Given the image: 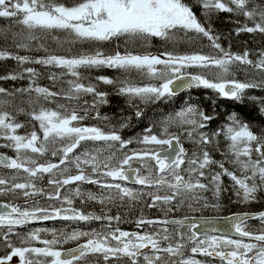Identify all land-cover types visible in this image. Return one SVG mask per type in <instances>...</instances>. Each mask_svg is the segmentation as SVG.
<instances>
[{"label":"trees","instance_id":"trees-1","mask_svg":"<svg viewBox=\"0 0 264 264\" xmlns=\"http://www.w3.org/2000/svg\"><path fill=\"white\" fill-rule=\"evenodd\" d=\"M97 1L0 0V153L11 157L14 162L19 160L27 164V158H22V162L20 155L13 150V137L37 136L40 139L44 129L73 118L75 127L99 131L98 141L88 142L94 145L89 144L86 148L99 150L100 163L104 165L106 160L118 164L124 161L122 153H127L118 148L119 142L139 143L147 135L158 136L161 130L181 127L188 138L184 141L178 138L186 158L194 157L197 161L187 162V165L199 169L204 186L203 201L209 203L213 199L218 210L208 208L203 211L199 207L203 201L193 200L187 204L177 203L179 198L175 201L167 198L165 218L222 215L231 211L263 212L264 178L253 182L255 191L251 197H240L241 191L235 182L240 172L233 164L235 154L230 149L227 128L234 127L250 137L242 138L246 151L250 152L252 159L262 160V164L254 162L264 167V0H240L239 3L238 0H180L188 10V18L195 22L194 29L172 30L174 33L161 39L137 33L106 40L86 38L73 28L53 23L49 17ZM155 54L171 57L196 55L213 64L217 62V69H222L218 80H235L244 86L231 97L220 95L206 86L159 100L141 96L130 98L124 91L140 85L139 77L142 76L137 75L143 73L105 64L117 58ZM94 58L99 61L93 63ZM228 58L240 63H230ZM83 59L91 64L71 73L55 64ZM88 90L90 93L86 96L77 95ZM181 109L187 111L183 119L180 115L178 117ZM41 143L39 140L37 146ZM61 144L53 143L51 156L42 153L39 161L57 159L67 149ZM30 156L28 153L25 157ZM11 171L0 169L1 176L7 180L3 190L8 193L1 201L18 207L24 200L30 201L37 192L45 197L49 195L47 182L35 183L36 189H30L34 194L19 191L17 185L21 175H14L16 177L11 180L8 178ZM20 182H24L23 177ZM217 183L219 193L211 198L210 187ZM83 187L97 193L100 191L95 185L84 184ZM232 191L235 192L233 195ZM104 196L110 198L108 194ZM118 197L120 195L116 194L113 201L104 202L113 208L99 205L94 198L85 199V203L80 204L77 197H71L70 202L63 200L62 203L69 204L75 213L93 216L95 220L91 221L90 227L108 224L97 222L98 216L128 224L137 221L139 215L153 217L155 210H151V206L160 205L145 198L143 202L133 204ZM56 245L65 249L72 243L61 246L57 242Z\"/></svg>","mask_w":264,"mask_h":264},{"label":"rangeland","instance_id":"rangeland-1","mask_svg":"<svg viewBox=\"0 0 264 264\" xmlns=\"http://www.w3.org/2000/svg\"><path fill=\"white\" fill-rule=\"evenodd\" d=\"M239 2L240 0L237 1V3ZM187 13L188 10L182 6L180 0H99L86 7L59 12L57 16L50 15L49 17L53 23L73 28L82 37L106 40L133 32L143 37H155V35L160 37V35H165L168 29L176 31L179 28L192 30L195 22L188 18ZM172 32L174 33V31ZM227 60L230 63H240L237 59L228 58ZM98 61L99 59H92L93 63ZM55 64L62 66L65 71L71 73L83 66L90 65L91 62H86V59H83L71 62H55ZM105 64L110 65V67L136 71L137 74L143 73L137 75L142 76L139 77L142 81L140 85L124 91L130 98H140L141 96L146 99L159 100L170 96L166 90L168 82L182 74L197 73L206 81L209 88L220 95L226 94L222 88L224 84L239 83L244 86L243 83L235 80H218L222 69H217V62L213 64L209 60L196 55L187 57H171L170 55L135 56L117 58ZM207 76L215 83H211ZM81 92H78L77 95L86 96L90 93V90L87 93ZM95 95L100 94L95 93ZM186 112L181 109L178 112V117L180 115L183 119ZM74 121L73 118H70L62 124L44 129L40 139L37 136L26 139L13 137V150L20 155L22 162L24 161L22 158H27V164L21 163L19 160L16 161V166L12 169L8 178L12 180L16 177L14 175L20 174V180L23 177L24 182L18 180V190L27 194H34L30 189H36L35 183L39 185L47 182L50 189L49 196H53L45 197L37 192L30 201L24 200L19 206L20 218L38 219L43 222L30 229L31 233L28 238L30 239L33 235L32 240H24L30 247L34 245L37 250L46 248L45 255L37 258V264H55V254L62 249L56 245L57 242L63 246L65 243L69 245L71 242L74 245L83 240L95 242L94 249H99V252H102L101 254L109 258L102 264H215L202 263L204 258L198 256L197 253L202 255L203 247L201 243L203 241H193L187 229H180V227L161 229V226H158L156 230H164V233L159 234L161 239L157 240L155 236L146 235V232L142 231V225H138L137 221L132 224L129 223L135 228V230L130 231L125 228L121 229L118 226L122 225L128 228L130 225L126 222H116L101 217L96 218V220L101 219V222H107V225L99 223L98 226L90 227L91 221L95 220L93 216L75 213L64 202L60 203L59 199L55 201V197L61 195V193H64L62 194L63 198H61L67 202H70V195L77 197L81 192L89 193L91 188H84L83 185L90 181H92L90 184L100 188L97 203L103 207L106 205L104 202L108 200V197L101 195V191L103 193L118 194L120 195L118 198L125 199L130 203L143 202V198L160 204H167L168 202H165L167 198L170 201L179 198L177 203L187 204L193 200L196 202L205 200L204 195H201L204 192L202 191L204 186H201L202 183L195 178L199 175V169H193L192 165H187V162H197L194 157L186 158L187 156L184 155L177 166L164 175H158L157 168L155 170L151 165L153 152L149 150L158 147L164 148L169 137H180L184 141L185 138H188L184 132L185 129L175 127L172 130L159 131L158 136L151 137L147 135L141 142L144 144L141 149H132L129 141L119 142L118 148L127 151L124 155V161L116 164L104 160L105 164L102 165L100 163L101 159L98 158L99 150L94 149L89 153L81 149L84 144L91 140L99 139V131L89 127L80 133L77 131ZM227 134L231 142L230 149L234 150L235 154L232 153L235 156V162L233 163L236 167L235 170L240 172V177H237L238 181L235 182H237L243 196L251 197L255 191V187L252 185L253 182L264 178V167L257 163L262 164V160L252 159L250 152L246 151L245 142L242 141L244 137L250 138L246 133L240 132L234 127H228ZM44 139L46 141H43ZM39 140L42 142L39 145L42 148L37 146ZM60 142H62L61 145L67 148L65 152L58 155L57 159H42L39 161L42 153L51 156V146L53 143L60 144ZM28 153L31 156L25 157ZM102 167H104L103 170ZM126 168L138 169L137 178L150 186H129L119 176L120 172ZM0 178V199H2L8 195L3 190V185L7 180L5 176H1V173ZM178 178H182L186 182L185 189L167 190L155 186L159 181L175 183ZM6 185L8 186V184ZM210 188L211 198H214L219 193L218 183ZM234 193V191L231 192L232 195ZM214 206L216 204L212 199L208 204L201 205V208L209 207V209L218 210V207ZM51 221H55L54 224ZM262 221L264 223V219ZM45 222L47 225H45ZM25 235L27 233L16 237L22 238ZM230 246L236 248V253L248 255L247 260L254 261V264L258 259H260L258 264L264 263V245H254L251 242L243 243L235 240L234 244ZM23 247L19 248L21 252H23ZM49 251H54L53 258L50 257ZM32 252L34 253V250L31 248L29 253ZM76 264H101V260L96 261V257L90 255L82 263L77 262Z\"/></svg>","mask_w":264,"mask_h":264},{"label":"water","instance_id":"water-1","mask_svg":"<svg viewBox=\"0 0 264 264\" xmlns=\"http://www.w3.org/2000/svg\"><path fill=\"white\" fill-rule=\"evenodd\" d=\"M205 83L196 76H179L172 80L167 85V90L171 95H175L177 93L183 92L185 89L189 87L204 86ZM230 85V84H229ZM226 87V86H225ZM238 90V87L230 85V88H226L227 94L231 92L235 93ZM82 131V129H80ZM168 152V154H165ZM183 151L180 147V144L177 142L175 138H171L167 141V148L164 149L160 153L154 154L155 163L160 165V172H164L173 166L177 162V158L182 155ZM158 156L162 158L161 161H158ZM157 160V162H156ZM14 161L6 156L5 154L0 153V168H13ZM137 171L135 169H126L122 171L120 174L124 177V179L132 185L142 183L135 179ZM158 186L170 188V189H181L186 186L183 179H179L175 184H170L164 181H160L157 183ZM15 210L13 207L7 205L4 202H0V227H14L20 226L23 224H36L37 220H13V219H3V216H11L15 214ZM264 213H235L230 214L223 217H183L176 218L174 220H157L154 223H160L162 225L174 224L177 226H192L191 230L196 236H200L204 233H214L220 235H226L235 238H245L251 239L253 241H258L264 243V235L252 236L245 234L239 230L237 227L248 221L254 220L258 217L263 216ZM92 250V245L89 243H81L73 248L62 250L57 255L58 263L62 264L66 261H72L74 259H78L83 256L85 253L90 252ZM217 258H222L227 260L228 262L238 263L236 257H232L229 255H213Z\"/></svg>","mask_w":264,"mask_h":264},{"label":"flooded vegetation","instance_id":"flooded-vegetation-1","mask_svg":"<svg viewBox=\"0 0 264 264\" xmlns=\"http://www.w3.org/2000/svg\"><path fill=\"white\" fill-rule=\"evenodd\" d=\"M96 150H98V149H96ZM152 166L156 170L155 165H152ZM237 192H238V190H237ZM105 194L110 195V198H108L109 202L113 201L112 199H114V197H116V194H113V193H102L101 195H105ZM239 194H240V196H243L241 192H239ZM77 198L79 199L80 204L85 203V199L91 200V198H94L97 200V202L99 200L98 199V193L94 192V191H89V193L81 192L77 195ZM67 205H68V207L70 206L69 204H67ZM107 208H113V207L111 206V204H109V207H107ZM151 210H155V214L153 217H148L147 215L146 216L145 215H139L138 219H136V220H137L139 225L140 224L142 225L143 230L142 229L141 230L146 232L145 233L146 235L150 234L151 236H155L156 239L159 240V239H161V237H159V234L164 233V230L160 231V230H156V228L158 226H161V229H165V227H168V226H164V225H160L158 223H154V221H157L160 219H166L165 218L166 213H165L164 204H160V205H157L155 207L151 206ZM233 213H262V212H250V211L238 212L237 211V212H233ZM224 215H228V214H224ZM97 218H100V216H98ZM263 219H264V216L259 217L255 220L247 221V222L243 223L242 225H240L237 228V230H239L245 234L252 235V236L264 235V223L262 221ZM97 222H101V219ZM40 224H42V222ZM40 224H38V225H40ZM45 225H46V223H45ZM31 227H32V225H26V227H22L21 229H17V230L0 229V264H37V258L45 255V253H46L45 249L46 248L37 250L34 245L32 247H30L29 244L24 242V240L29 239L28 237H29V234L31 233V231H30ZM168 228L172 229V228H175V226H170ZM180 229H187L188 232L190 233V235L192 236L193 241H197V240L203 241L201 243L202 247H203V253H202V255L197 253L198 256H201L204 258V262H202V263L210 262V263H215V264H231V263H227L225 261H222V260L214 257L213 255L233 254V255L239 256L240 261L242 262L241 264H254V261L247 260L248 255L245 256L241 253H239V254L236 253L235 252L236 248L232 247L230 245H233L235 240L243 242V243L251 242L254 245H256V244L264 245V243L252 241L250 239L225 237V236L215 235V234H210V233H205L199 237H196L191 232L190 227H180ZM148 230H149V232H147ZM178 232L183 233L180 231H178ZM26 233H27V235H25L22 238L16 237L18 235L21 236V235H24ZM32 238H33V235L30 237L29 240H32ZM162 238L164 239L163 236H162ZM51 241L53 242V240H51ZM27 242H30V241H27ZM94 244L96 245V243H94ZM158 244H159V242H158ZM20 247H23V252H21L19 250ZM31 248H32V250H34V253L32 252L30 254L29 250ZM237 252H239V251H237ZM94 253L97 255L96 251ZM49 254H50L51 258L54 257V251H49ZM86 257H84V258H86ZM107 258L108 257H106L105 255L100 254L99 257H96V261H98L100 259L101 264H102V263H104V261ZM82 259L73 261V263H75V264L77 262L82 263L83 262ZM167 260H168V258H167ZM259 261H260V259H258L256 264H258ZM262 264H264V263H262Z\"/></svg>","mask_w":264,"mask_h":264},{"label":"bare ground","instance_id":"bare-ground-1","mask_svg":"<svg viewBox=\"0 0 264 264\" xmlns=\"http://www.w3.org/2000/svg\"><path fill=\"white\" fill-rule=\"evenodd\" d=\"M232 85V86H235V87H238V90L235 92V93H233V92H231L230 94H227V92H226V88L228 89V88H230V85ZM207 86H208V84H207ZM226 86V87H225ZM223 91L226 93H224L225 95L224 96H226V97H231V96H234V95H236V94H238L240 91H241V89H242V85L241 84H239V83H227V84H224L223 85ZM185 92H187V91H184V92H180V93H177V94H175V95H171V97H177V96H179V95H181V94H183V93H185ZM83 127V126H82ZM82 127H77L76 129H80V128H82ZM151 137H153V136H151ZM171 138H175L176 140H177V142L180 144V146H181V149H182V151H183V154L181 155V157L180 158H177V162L173 165V166H171L169 169H167L165 172L166 173H168L172 168H174V167H176L177 166V164L180 162V159L185 155V150H184V148H183V145H182V143L180 142V140L178 139V138H176V137H169L167 140H166V143H167V141L169 140V139H171ZM159 142H161V141H159ZM165 143V144H166ZM89 144H93V143H86V144H84V146H82L81 147V149L83 150V151H88L89 153L91 152V150H89L88 148H86V146L87 145H89ZM94 145V144H93ZM142 147H144V144L143 143H141V142H139V143H134V144H131V148L132 149H141ZM161 147V146H160ZM88 149V150H87ZM149 151H152L153 152V154H152V161L153 162H151V165H155V163H154V160H155V158H154V154H156V153H160V152H162L163 151V148H157V149H152V150H149ZM3 154V153H2ZM165 154H168V152H166ZM122 155H125V153L123 154L122 153ZM7 156V155H6ZM9 157V156H8ZM11 158V157H10ZM98 158H99V156H98ZM12 159V158H11ZM13 160V159H12ZM162 160V158H160V156H158V161H161ZM14 161V160H13ZM156 162H157V160H156ZM15 165H16V162H14V167H15ZM13 167V168H14ZM155 167H156V165H155ZM13 168H11V169H13ZM200 183H202L201 182V180H200V175H198V176H196L195 177ZM257 180H259V179H257ZM178 180H176L175 181V183L177 182ZM235 181H238L237 180V178H236V180ZM160 182V181H159ZM164 182H166V181H164ZM167 183H169V182H167ZM175 183H170V184H175ZM185 184H186V182H185ZM202 185H203V183H202ZM201 185V186H202ZM239 188V187H238ZM48 189H49V187H48ZM237 190V189H236ZM48 191H50V189L48 190ZM237 192V191H236ZM62 194H64V193H61V195H58L57 197H55V201H58V199H59V201H60V203H62V201L64 200V199H62L63 198V195ZM46 197H51V196H49L48 194L46 195ZM62 197V198H61ZM72 197V195H70V198ZM204 203H199V207H201V205H203V204H208V203H206L205 201H203ZM209 206V205H208ZM188 207H191V206H188ZM209 207H211V206H209ZM209 207H207V208H202V210L203 211H205L206 209H208ZM234 211H231V212H228V213H230V214H235V213H233ZM238 212H240V211H238ZM224 213H226V212H224ZM262 213H264V212H262ZM230 214H228V215H230ZM223 215L224 214H222V215H198V216H183V217H202V218H206V217H223ZM224 216H227V215H224ZM264 216V215H263ZM263 216H261V217H263ZM183 217H174V218H166V219H160V220H168V221H171V220H174V219H176V218H183ZM259 218V217H258ZM255 220V219H254ZM248 221H250V220H248ZM42 221L40 220L39 222H38V224H40ZM247 222V221H246ZM43 223V222H42ZM245 223V222H244ZM37 224V225H38ZM158 224H160V223H158ZM243 224V223H242ZM242 224H240V225H242ZM160 225H162V224H160ZM239 225V226H240ZM164 226H168V227H170V226H175V227H190V229L192 228V226H177V225H174V224H167V225H164ZM238 226V227H239ZM237 227V228H238ZM191 232H192V230H191ZM193 233V232H192ZM194 234V233H193ZM205 234V233H204ZM210 234H214V233H210ZM195 235V234H194ZM203 235V234H202ZM215 235H220V234H215ZM196 236V235H195ZM201 236V235H200ZM221 236H225V237H230V236H226V235H221ZM196 237H199V236H196ZM233 238H235V237H233ZM251 240V239H250ZM253 241V240H252ZM256 242H258V241H256ZM262 243V242H261ZM65 249H67V248H65ZM65 249H61V251L62 250H65Z\"/></svg>","mask_w":264,"mask_h":264}]
</instances>
